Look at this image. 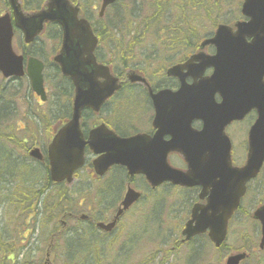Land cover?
Here are the masks:
<instances>
[{
  "label": "rangeland",
  "instance_id": "obj_1",
  "mask_svg": "<svg viewBox=\"0 0 264 264\" xmlns=\"http://www.w3.org/2000/svg\"><path fill=\"white\" fill-rule=\"evenodd\" d=\"M72 1L80 2L84 11L92 10L95 18L99 19L101 0ZM202 1L199 4L194 0H120L105 15L103 23L107 33L103 35L104 45L99 57L104 62L112 60V69L120 76L128 69H137L151 79L153 85L159 84L163 77L154 74L164 71L163 68L173 62L188 58L193 50V44L188 43L199 45L213 35L220 23L229 24L241 18L243 0ZM6 5V0H0V14ZM180 18L188 21L184 29L189 36L182 37L185 46H179L181 50L175 52L176 46L172 49L170 38L164 42L161 36L165 35L163 30L168 25L177 27L171 22L173 19L179 22ZM154 22L158 23L155 28ZM54 34V30L46 31L41 43L34 47L47 66H53L52 59L61 45L58 37L52 38ZM166 35L171 37L170 33ZM20 43L18 34L14 46L19 54ZM44 77L49 95L46 104L34 95L27 80L6 81L0 76V96L8 99V115L0 118L5 119L0 121V264H44V251L51 237L60 232L59 216L65 209L77 217L89 211L93 217L107 220L115 212L125 191L126 181L120 172L90 186L88 183L92 177L83 171L72 189L51 187L46 166H39L28 158L27 149L33 145L38 144L45 149V134L52 132L62 120L69 119L72 108V96H60L57 88L60 82L67 89L68 83L60 79L53 67L48 68ZM2 89H5L4 93ZM139 99L144 100V97L137 94L136 99L124 91L102 116L113 129V125L118 129L116 114L125 130L120 131L125 135L147 131L148 112ZM28 119L38 121L40 128L28 124V133L25 134L27 129L22 130L26 128ZM250 125H232L228 130L236 166L245 163L246 136ZM134 128L138 129L126 132ZM25 139L27 143L23 144ZM170 164L184 169L178 156H172ZM111 178L117 181L112 188L122 191L119 200L118 194H112L111 189L97 194ZM134 187L144 194V198L112 235L103 236L93 229L99 237L94 236L90 241L88 223L69 221L68 231L55 244V264H226L230 255L242 252L250 254L244 264H264V251H259L260 224L252 218L254 211L264 205V170L251 185L241 211L231 222L227 242L220 250H216L206 237L194 241L190 245L192 247L175 249V241L180 239L181 231L190 218L198 191L182 193L164 187L153 194L140 178L136 179ZM49 196L59 202V208H53L57 204L50 202L47 207L44 200ZM72 240L79 244V248L90 245L88 250L92 252L86 260L70 259V253L73 256L74 252Z\"/></svg>",
  "mask_w": 264,
  "mask_h": 264
},
{
  "label": "water",
  "instance_id": "obj_2",
  "mask_svg": "<svg viewBox=\"0 0 264 264\" xmlns=\"http://www.w3.org/2000/svg\"><path fill=\"white\" fill-rule=\"evenodd\" d=\"M103 11L117 0H103ZM10 14L0 17V73L4 78L29 77L33 91L46 101L44 89V65L30 58L24 68V58L15 54L12 46L13 23L23 35L27 44L36 40L46 23L60 25L63 32L60 54L54 59L64 77H68L75 87L73 114L71 121L64 126L49 144L48 158L52 181L72 184L74 173L83 167L85 148L88 145L100 157L93 162L95 172L104 176L112 166L127 169L129 176L143 175L157 188L164 183L180 187H202L201 199L209 194L207 205L197 204L192 210V219L182 233L186 243L195 236L210 231L209 237L220 246L226 237L227 225L238 209L246 192V183L255 178L264 163V0H245L242 14L249 23H237L236 32L220 26L212 40L204 42L217 47L213 57L200 54L184 66H176L168 71V76L177 77L181 88L177 93L164 92L152 96L159 115L163 116L165 101L168 100L169 117L166 127H159L154 137L137 135L123 139L100 127L90 133L88 141L81 131L82 111L90 108L99 111L103 104L120 88L119 79L112 76L109 67L99 65L94 52L97 39L90 24L79 18L78 6L69 0H49L47 8L39 13L25 15L18 0H9ZM247 38H252L247 43ZM198 60V74L192 85L186 83L191 68ZM208 68L214 69L211 77L203 75ZM197 79H200L197 81ZM131 83L146 81L134 72L129 75ZM219 94L223 101L217 104ZM257 110L259 119L249 136L250 151L248 163L243 169L232 167L230 143L225 129L234 120H242L251 110ZM201 120V131L192 128V122ZM170 135L168 142L164 136ZM179 153L188 165V171L173 169L168 164V156ZM30 155L42 160L39 150ZM140 198V194L129 188L120 204L114 219L108 224H99L105 232H111L121 217ZM255 218L262 224L264 249V207ZM245 255L231 257L227 264H240Z\"/></svg>",
  "mask_w": 264,
  "mask_h": 264
},
{
  "label": "trees",
  "instance_id": "obj_3",
  "mask_svg": "<svg viewBox=\"0 0 264 264\" xmlns=\"http://www.w3.org/2000/svg\"><path fill=\"white\" fill-rule=\"evenodd\" d=\"M41 1L42 0H40L39 2H38V4H37V6L38 7H41ZM194 1H196V2H198L199 4H202V0H194ZM29 7L31 8L32 7V5L31 4H29V6H26V8L27 9H29ZM6 9H7V5H6ZM5 9V10H6ZM4 10V11H5ZM183 28V24H180L175 30H173L174 32L173 33H175V32H177L176 34V36L175 37H178L179 35L178 34H180L179 33V31H181V29ZM166 29V28H165ZM167 30V29H166ZM168 31V30H167ZM167 33H170V32H167ZM167 33H165V34H167ZM182 34H184V32L182 31ZM30 47H25V46H23L22 47V53H23V55L24 56H34V57H39V58H41V54H39V53H37V52H32L31 51V49H29ZM106 63V62H105ZM108 64H111L112 63V61H109V62H107ZM23 81H25V80H22L21 82H23ZM1 92L2 93H4L5 92V89H2L1 90ZM7 100L8 99H6L5 97H3V96H0V117H2V116H5V114H6V111H7ZM87 116V115H86ZM2 120H5V119H2ZM1 119H0V121H2ZM2 152V150H1V148H0V153ZM5 154V153H4ZM3 154V155H4ZM2 155V156H3ZM5 158V157H4ZM49 202L50 203H56L57 204V207H55V206H53V204H52V206H53V208H59L58 206H59V202L58 201H55V200H52L51 199V197L49 196V197H47L45 200H44V203L47 205V207H48V204H49ZM47 209V208H46ZM79 244H75V245H73V249H74V252H73V256L71 255L72 253H70V259L71 260H73V259H79V258H82L83 260H86V258H87V256L89 255V252L90 251H88V248H87V246L88 245H83L82 246V248H79V247H77Z\"/></svg>",
  "mask_w": 264,
  "mask_h": 264
},
{
  "label": "flooded vegetation",
  "instance_id": "obj_4",
  "mask_svg": "<svg viewBox=\"0 0 264 264\" xmlns=\"http://www.w3.org/2000/svg\"><path fill=\"white\" fill-rule=\"evenodd\" d=\"M78 4L80 5V6H82L81 4H80V2H78ZM82 8V12H83V15H84V17L87 19V20H89L90 22H91V25H92V27L93 28H95L98 32H97V34L98 35H100L101 33H104L105 32V30H106V27H105V24L103 23V19H101V18H99V19H96L95 18V14L92 12V10H85V12H84V10H83V6L81 7ZM188 44H193V50H192V52L190 53L191 54V56L192 55H194V54H196L197 52H198V50H199V48H200V45H198L197 43H188ZM97 53H98V51H97ZM151 105V104H150ZM152 107V106H151ZM107 106L103 109V113L107 110ZM152 113H153V110H152ZM104 119H106L105 117H103L102 119H101V121H103ZM150 119H154V113H153V115L151 116V118ZM35 124H37V122L35 123ZM86 126H87V128H88V130H92L94 127H96V126H94V125H91V124H89V123H87L86 124ZM58 128H60L59 126H57L56 125V129H58ZM154 133V129H153V127H152V122H151V130L148 132V134H153ZM109 189H111L112 190V194H113V192H114V188H112V186L111 187H109L108 188V190ZM107 190V191H108Z\"/></svg>",
  "mask_w": 264,
  "mask_h": 264
}]
</instances>
